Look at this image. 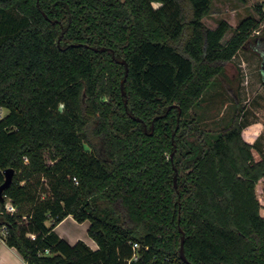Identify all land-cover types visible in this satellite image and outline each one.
I'll use <instances>...</instances> for the list:
<instances>
[{"label": "trees", "instance_id": "1", "mask_svg": "<svg viewBox=\"0 0 264 264\" xmlns=\"http://www.w3.org/2000/svg\"><path fill=\"white\" fill-rule=\"evenodd\" d=\"M212 2L0 0V239L29 264H264V148L240 106L213 134L193 112L261 21L224 42Z\"/></svg>", "mask_w": 264, "mask_h": 264}, {"label": "rangeland", "instance_id": "2", "mask_svg": "<svg viewBox=\"0 0 264 264\" xmlns=\"http://www.w3.org/2000/svg\"><path fill=\"white\" fill-rule=\"evenodd\" d=\"M247 16H254L261 21L252 35L264 37V0H213L211 11L203 21L208 27L214 28L220 20H227L232 27L224 37L226 42L232 37L240 21ZM260 50L264 52V43L259 48L247 43V47L241 49L225 65V74L218 77L206 90L199 106L193 111L198 115L199 131L205 129L208 134L218 133L233 117L236 107L240 106L242 121L245 123L243 137L250 143L258 141L260 144L261 140V147L264 148V83L260 73ZM2 109L0 118L9 112L7 108ZM260 125L263 128L261 133ZM255 154L258 158V154ZM262 191L264 178L257 184L258 196L263 194Z\"/></svg>", "mask_w": 264, "mask_h": 264}, {"label": "crops", "instance_id": "3", "mask_svg": "<svg viewBox=\"0 0 264 264\" xmlns=\"http://www.w3.org/2000/svg\"><path fill=\"white\" fill-rule=\"evenodd\" d=\"M262 129L263 128L260 125V133ZM260 146H261V140H260ZM47 223L51 224L52 219H49ZM67 223L68 226H65L67 225ZM89 226H90V221L87 220L84 222H79L72 215H68L66 218H64L60 223H58L55 226L54 230L72 245L76 244L79 240H83L91 248L97 249L98 248L97 242L89 235L88 232ZM5 236H6V230L3 229L2 237L0 239V264H29L15 247H11L7 244L5 240Z\"/></svg>", "mask_w": 264, "mask_h": 264}, {"label": "water", "instance_id": "4", "mask_svg": "<svg viewBox=\"0 0 264 264\" xmlns=\"http://www.w3.org/2000/svg\"><path fill=\"white\" fill-rule=\"evenodd\" d=\"M95 49L98 50V48H95ZM101 50L105 51L106 48H102ZM121 62L126 65V73H125V76H124V78L122 80L123 94L126 95V92L123 89V86H124L125 81L127 79V76H128V73H129V68H128V63L126 62V60H121ZM137 119H139V118H137ZM173 155H174V152L171 153V158L172 159H173ZM176 171H177V169H176ZM14 174H15V170L13 168L6 169V171H5V181L0 185V193H2L3 190L5 188H7L12 183L13 178H14ZM174 182H175V186H176L177 185V172H176V175H175V178H174ZM180 255L183 258V260L188 261L186 255H185V250H184V236H182ZM190 264H192V263H190Z\"/></svg>", "mask_w": 264, "mask_h": 264}, {"label": "built area", "instance_id": "5", "mask_svg": "<svg viewBox=\"0 0 264 264\" xmlns=\"http://www.w3.org/2000/svg\"><path fill=\"white\" fill-rule=\"evenodd\" d=\"M27 160V158H26ZM263 194L260 193V196H258V199L261 203V214L264 216V191H262ZM258 195V194H257ZM7 208L11 211L14 210V206L11 204V202H9L7 204ZM140 248V243L138 242H134L133 243V249H134V255H133V259H137L138 258V249ZM45 253L49 254L50 250L46 249Z\"/></svg>", "mask_w": 264, "mask_h": 264}, {"label": "flooded vegetation", "instance_id": "6", "mask_svg": "<svg viewBox=\"0 0 264 264\" xmlns=\"http://www.w3.org/2000/svg\"><path fill=\"white\" fill-rule=\"evenodd\" d=\"M251 44L254 45V47H260V45H262V43H264V37L263 40L260 39V36L256 37L254 40H252L251 42H249ZM263 50H260V58H261V62H260V71L262 73H264V52H262ZM259 52V51H258Z\"/></svg>", "mask_w": 264, "mask_h": 264}]
</instances>
